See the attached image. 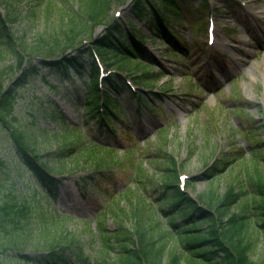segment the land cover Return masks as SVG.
<instances>
[{
  "label": "trees",
  "instance_id": "trees-1",
  "mask_svg": "<svg viewBox=\"0 0 264 264\" xmlns=\"http://www.w3.org/2000/svg\"><path fill=\"white\" fill-rule=\"evenodd\" d=\"M18 1L0 0V123L10 132L21 165L35 178L45 199L50 196L57 199L60 180L55 174L62 175L64 171L55 172L49 163L43 162L34 135L14 124L17 120L14 105L22 96L21 91L35 78H44L43 71L46 70L63 81L77 77L86 92L81 100L86 113L83 125H71L64 145L70 148L66 152L61 148L63 151L56 154L61 159L89 152L88 164L89 161L93 163L89 164L90 170L85 171L93 173L77 181L81 196L87 199V189L104 187L107 188L101 190L102 193L110 195V188L112 191V185L116 183L128 185L132 182L138 188L135 189L136 199L130 196V190L124 195L126 203L112 209L116 220L114 232L107 235L108 238L99 233L102 248L113 254L111 259L103 260L91 257L86 245L69 230H57L55 244L46 249L45 255L26 254L29 244L23 229L31 219L33 208L19 196H8L0 204V264H214L216 260L221 264H264V257L254 258L259 241L253 226V220L257 219L264 233V171L256 168L250 173L249 181L236 179L225 196L212 190L196 197L191 193L194 187L191 182L183 189L181 174L186 170L180 158L169 153L165 145H161L158 153L145 155V160L118 158L119 148L127 154L136 142L119 98L127 94L135 105L137 119L147 113L158 114L159 111L150 104V94L143 89L150 88L151 95L158 96L154 90L159 75L151 73L153 66L138 56L145 36L131 34L135 25L115 18L106 23L115 1L81 0V6L69 15L67 28L62 32L64 38L56 37L51 43L41 37L34 44L17 38L10 27L20 17ZM206 6L207 1L203 0L199 10ZM189 7L191 4L187 0H134L131 11L137 19L147 23L163 45L176 53L181 40L173 26L180 22ZM2 8L7 9L6 14ZM49 12L50 7L46 10L47 17ZM101 25L106 28L105 34L98 39L87 38L90 44L86 46L83 37L90 31L94 33ZM68 50L74 53L69 54ZM7 54L17 59V70L14 64L2 66ZM95 54L107 67L128 72L140 89H131L119 74L106 78L105 89H101L100 67ZM37 56L42 57L41 66L36 63ZM5 80L9 81L6 85ZM262 129L264 132V125ZM163 131L162 128L158 130ZM75 138H84V142H77ZM255 140L253 161L264 166V142L257 135ZM243 157V150L232 144L229 151L220 152L206 179H215ZM148 163L152 170H144ZM4 167L6 162L0 156V170ZM250 193H253V202H246L236 209ZM161 215L164 219L160 221ZM72 217L63 215L59 223L64 226ZM174 237L182 249H169L166 239Z\"/></svg>",
  "mask_w": 264,
  "mask_h": 264
},
{
  "label": "rangeland",
  "instance_id": "rangeland-1",
  "mask_svg": "<svg viewBox=\"0 0 264 264\" xmlns=\"http://www.w3.org/2000/svg\"><path fill=\"white\" fill-rule=\"evenodd\" d=\"M114 1L106 23L115 17L122 18L127 23L140 25L137 31L146 35L143 55L139 56L153 66L150 72L160 77L154 90L158 96L151 95L150 88L141 89L150 94V104L161 112L158 117L148 113L136 119L133 115L134 103L126 93L120 96L136 142L127 154L119 148L118 158L140 160L147 154L158 153L161 145H165L169 153L180 158L185 174L191 177L194 185L192 192L196 197L212 190L225 196L236 179L249 181L250 173L258 168L253 161L255 152L252 146L257 143L255 136L264 142V0H242L241 6L231 5L227 0H209L206 10H199L203 0H187L192 7L180 18L181 22L173 26L181 40L176 53L158 38L152 40L151 31L131 11L134 0ZM18 3L20 17L10 27L17 38L34 44L41 37L51 43L56 37L64 38L62 32L67 28L69 15H73L74 8H79L82 2L19 0ZM210 17L215 21L217 37L213 46L207 44ZM105 29L101 25L83 38L98 39L105 34ZM71 52L68 50V53ZM37 57L36 63L41 66L42 57ZM13 64L15 68L17 59L7 54L2 66L6 68ZM43 76L34 79L21 91L22 97L15 105L17 120L14 124L34 135L43 162L49 163L55 172L64 171L62 175L55 174L60 180L57 199H45L35 178L21 165L10 132L0 123V156L6 162V167L0 170V204L8 196L16 195L32 206L31 219L23 229L29 244L28 255H45L48 248L55 244L57 230H69L86 245L91 257L111 259L112 251L102 248L99 233L108 238L107 235L114 232L116 220L112 209L126 203L124 195L130 190V196L135 198L138 186L132 182L128 185L117 183L112 185V191L110 188V195L102 193L101 190L107 188L104 187L101 190L87 189V199L80 196L76 177L72 174L90 170L93 162L88 164L89 152L61 159L56 154L70 148L64 145L71 125H83L86 113L79 99L86 92L77 77L63 81L46 70ZM125 76H128L127 73ZM8 82L5 80L4 84ZM159 126L165 127V131L157 132ZM77 142H84V138ZM232 144L243 150L244 157L225 173L207 180L206 175L212 170L219 152L229 151ZM260 169L264 171V168ZM144 170H152L151 165L145 164ZM246 202H253V193L248 194L236 209L239 210ZM63 215L73 217L61 226L59 222ZM158 219L162 220V216ZM164 223L165 228L167 223ZM253 226L259 239L254 254L258 260L264 257V234L258 231L257 219L253 220ZM166 241L170 250L181 248L175 237ZM166 262H169V257ZM214 264L221 263L216 260Z\"/></svg>",
  "mask_w": 264,
  "mask_h": 264
}]
</instances>
